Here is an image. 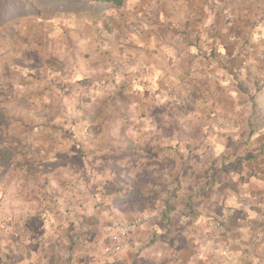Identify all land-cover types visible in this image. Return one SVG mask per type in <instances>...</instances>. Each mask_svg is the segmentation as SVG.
<instances>
[{
    "label": "crops",
    "instance_id": "obj_1",
    "mask_svg": "<svg viewBox=\"0 0 264 264\" xmlns=\"http://www.w3.org/2000/svg\"><path fill=\"white\" fill-rule=\"evenodd\" d=\"M108 8L107 29L94 30L97 48L109 38L128 83L152 100L135 105L130 94L124 108L154 122L135 140L142 152L166 114L189 122L151 143L179 150L141 154L137 162L153 167H132V176L150 169L161 195L143 209L118 210L99 197L95 173L61 187L42 169L28 200L0 207V264H214L216 246L237 235L235 251L264 223V0H127ZM116 211L151 216L122 251L109 241Z\"/></svg>",
    "mask_w": 264,
    "mask_h": 264
},
{
    "label": "rangeland",
    "instance_id": "obj_2",
    "mask_svg": "<svg viewBox=\"0 0 264 264\" xmlns=\"http://www.w3.org/2000/svg\"><path fill=\"white\" fill-rule=\"evenodd\" d=\"M108 9L69 0H0V207L14 197L28 200L41 182L34 174L42 169L61 187L95 173L99 197L118 210L143 209L160 197L156 188L161 183L147 176L150 169L144 177L141 172L132 176V170L153 167L137 162L141 154L179 150L151 143L171 139L175 126L189 122L181 114H166L142 152L135 140L149 132L142 125L154 122L145 115L130 116L124 108L130 94L135 105L144 95L113 59L109 38L102 40L100 51L94 36L97 28L107 29L109 17L102 14ZM172 103L166 106L171 109ZM115 215L113 223L151 218L144 211ZM234 239L237 235L230 237ZM240 239L235 251L230 240L216 246L214 264H264V223L252 225L248 238Z\"/></svg>",
    "mask_w": 264,
    "mask_h": 264
},
{
    "label": "built area",
    "instance_id": "obj_3",
    "mask_svg": "<svg viewBox=\"0 0 264 264\" xmlns=\"http://www.w3.org/2000/svg\"><path fill=\"white\" fill-rule=\"evenodd\" d=\"M156 5V2L151 4L152 7ZM149 220L148 217H130L124 220L116 221L111 225V231L109 235V241L112 244V249L114 251H122L123 249H128L129 245L127 243L128 236L133 232L135 228L142 225ZM109 248L102 253V257L108 256Z\"/></svg>",
    "mask_w": 264,
    "mask_h": 264
},
{
    "label": "trees",
    "instance_id": "obj_4",
    "mask_svg": "<svg viewBox=\"0 0 264 264\" xmlns=\"http://www.w3.org/2000/svg\"><path fill=\"white\" fill-rule=\"evenodd\" d=\"M77 3H86V4H101L117 8H123L126 5V0H69Z\"/></svg>",
    "mask_w": 264,
    "mask_h": 264
}]
</instances>
